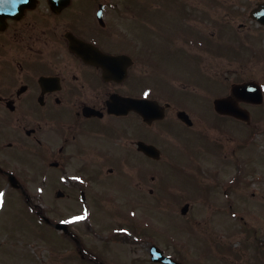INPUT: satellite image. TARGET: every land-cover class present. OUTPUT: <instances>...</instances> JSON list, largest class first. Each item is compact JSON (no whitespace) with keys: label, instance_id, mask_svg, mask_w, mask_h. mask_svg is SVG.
Returning <instances> with one entry per match:
<instances>
[{"label":"flooded vegetation","instance_id":"flooded-vegetation-1","mask_svg":"<svg viewBox=\"0 0 264 264\" xmlns=\"http://www.w3.org/2000/svg\"><path fill=\"white\" fill-rule=\"evenodd\" d=\"M251 1L247 17L264 33V0ZM143 10L146 8L130 0H69L61 5L33 0L12 14H0V199L9 206L19 201L45 221L47 211L35 195L50 193L57 173H71L76 182L69 183L66 192L58 189L63 198H70L75 191L80 209L110 210L123 218V225L116 226L114 234L101 239H83L78 231L67 229L64 237L76 264H163L152 261L156 252L187 264L173 239L164 245L148 239L147 235L157 234L141 224L143 216H128L120 207L114 209V195L124 200L129 211L146 207L172 210L181 200L190 209V194L203 198L204 193L221 195V201H214L222 203V138L209 136L207 121L199 129L193 121L187 126L194 128L184 136L190 164L187 169L179 166L177 146L173 152L170 147L168 155L173 161L168 171L171 175L148 176L146 166L139 164L148 161L157 166L164 158L166 144L160 138L164 131L175 128L179 121L176 113L187 109L173 94L180 78H188L197 88V82L203 81L202 92L207 82L222 80V67L212 65L217 63L209 59L212 51L218 53L213 56L222 57V47L215 51L209 44L179 45L180 29L172 21L164 29L170 42L167 50L161 49V44L150 48L145 43ZM185 19L195 20L192 16ZM244 26V22L238 23L239 30ZM156 29L162 30L163 25ZM71 39L82 42L77 52L70 48ZM152 53L169 59V68L160 59L152 60ZM210 67L219 73L218 78L209 76ZM160 82L169 85V94L155 88ZM123 97L156 101L163 118L147 124L142 116L146 105L139 111L121 110ZM207 99L210 105L208 94ZM214 113L211 127L222 131V114ZM190 134L205 142L190 140ZM142 143L156 146L159 155L148 157L140 148ZM199 159L207 163L203 170ZM115 180L116 185L128 182L131 187L119 189L113 184ZM147 180L152 183L149 187ZM193 180L198 187L189 185ZM171 185L178 187L176 192ZM42 201L47 202L46 198ZM255 240L258 251L254 259L264 264V251H259L264 248V239Z\"/></svg>","mask_w":264,"mask_h":264},{"label":"rangeland","instance_id":"rangeland-1","mask_svg":"<svg viewBox=\"0 0 264 264\" xmlns=\"http://www.w3.org/2000/svg\"><path fill=\"white\" fill-rule=\"evenodd\" d=\"M113 1L124 3L126 0ZM130 1L146 8L142 13L148 25L145 30V43L150 48L161 44V49L167 50L170 42L164 28L166 26L169 28L172 21H175L180 29L182 24L179 21L185 27L196 29L198 33H202L201 37L206 42L208 38L222 41L219 43L214 40L210 43L215 51L221 47L223 50L222 57L213 56L218 53L212 51L213 55L210 54L209 58L212 63H217L212 65L222 67V80L217 82V86L213 81H209L202 92L203 81L197 82L199 89L188 78L181 77L178 89L173 92L177 96V102L187 108L185 111L194 122L195 129H199L201 123L207 124V121L209 122L207 128L209 136L222 138V203L220 205L214 201H221V195L204 193L203 198L198 195L190 196L192 195L190 194L187 198L192 206L187 214L181 215L180 207L184 203L182 200L180 204L178 203L179 206H175L176 208L172 210L168 208L155 210L152 207H146V209L129 211L124 200L120 197L115 198L114 195V205H116L114 209L120 207V211H127L128 216L129 213L136 214L137 218L143 216L141 224L144 227H150L148 231L153 228L157 234L155 237L147 235L150 237L148 239H156L157 241L154 242L161 245H164L167 239H173L172 241L177 243L180 249V256L187 264L196 261L207 264H258L254 259L256 257L254 252L258 251L255 239H264V101L260 105H243L251 115L249 124L222 116L221 131L211 127L216 115L213 116L207 99V94L210 95V103L216 96L227 95L231 83L245 81L250 77L264 84V33L258 31L257 26L247 17L248 8L253 1ZM125 11L122 9V12ZM172 13L178 14L179 21L175 20L177 16L171 15ZM183 13L189 14L195 20L184 23L183 19L181 20ZM240 22L245 24L243 30L238 29ZM162 25V30H155ZM182 43L183 38L178 40V44ZM150 58L155 61L160 59L162 65L168 68L170 66L167 58H161L153 53L150 54ZM178 66L179 68L182 66L180 61ZM209 76L218 78L219 73H214L213 68L210 67ZM219 83L222 88L217 91L221 86ZM183 84L187 85V88L182 89ZM155 88L162 94L170 93L169 85L165 82H160ZM196 92H201V94ZM175 123H177L175 128L164 131L160 138V142L166 144L163 160L158 162L157 166L154 164L151 166L148 161L139 163L140 166H146L145 171L148 176L156 175L160 178L163 173L166 174L171 170L170 166L173 161L168 158V155H171L170 147L172 152L176 146L178 148L179 166L187 169L190 165L187 157V137L184 136L194 128H188L180 121ZM189 139H199L205 142L197 134H190ZM198 161L200 170H203L207 165L206 161L200 159ZM218 168H220L219 163ZM129 171L133 173L132 170ZM200 173L202 177H205L201 171ZM51 174H54L53 171ZM52 180L50 193L46 192L45 196L41 193V197L35 195L36 201L41 204V207L44 206L42 209L47 211L46 216L51 221L67 222L69 229L73 232L78 231L83 239H101L111 236L116 226L123 225V218L116 217L110 210L80 209L77 200H74L77 197L75 191L70 198L57 197L55 192L58 189L66 192L69 183L76 181L71 173H57ZM116 181L113 184L119 189L124 187L123 190H125L131 187L128 182L126 185L123 183L116 185ZM163 181L169 183L170 179L163 177ZM151 184L149 180L146 181L147 187ZM189 185L198 187L195 180ZM170 188L175 191L178 187L171 185ZM44 197L47 202L43 204L41 198ZM2 203L0 264H76L73 255L69 252L71 245L63 237L62 231L55 229L49 223L37 220L36 216L19 201L15 200L11 206L6 205V201ZM78 217L82 219H77ZM89 228L95 233L99 232L100 236L90 234ZM259 251H264V248ZM221 253L222 259H220ZM145 264H150V262L146 261Z\"/></svg>","mask_w":264,"mask_h":264},{"label":"water","instance_id":"water-1","mask_svg":"<svg viewBox=\"0 0 264 264\" xmlns=\"http://www.w3.org/2000/svg\"><path fill=\"white\" fill-rule=\"evenodd\" d=\"M68 0H57V2L59 4H62L64 2H66ZM25 2H27V0H0V13H4V12H9L6 10V8H4L1 4H7L9 3L10 5H13V7H22L23 4H26ZM15 7V9H16ZM14 9V8H12ZM77 43H73L71 42V47L73 49H75ZM240 100H244V101H248V102H253V103H260L262 101L261 98V94L258 90V86L253 83V82H249V83H241V84H233L231 86V90H230V95L222 97V98H218L215 99L214 101V107L215 110L218 112H222V114H229L232 115L238 119H242V120H246L249 121V114L248 111L244 108H241L238 106V101ZM149 104H151L150 101H147ZM140 103V102H138ZM148 107V106H147ZM148 120H150L149 118H152V114L150 113L149 110H147V113L144 115ZM180 117H184L183 114L179 115ZM146 149L150 148L149 145H145ZM150 152V151H148ZM187 210V206L185 205L182 208V213H185ZM57 228H61V227H65L63 224L57 223L56 224ZM153 260H157L160 259L163 262L167 263V264H172V262L170 260H168L167 258H162L159 256H154L152 257Z\"/></svg>","mask_w":264,"mask_h":264},{"label":"snow or ice","instance_id":"snow-or-ice-1","mask_svg":"<svg viewBox=\"0 0 264 264\" xmlns=\"http://www.w3.org/2000/svg\"><path fill=\"white\" fill-rule=\"evenodd\" d=\"M77 219H82V217H78Z\"/></svg>","mask_w":264,"mask_h":264}]
</instances>
